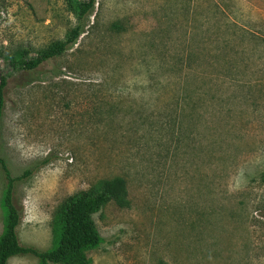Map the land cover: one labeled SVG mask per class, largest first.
<instances>
[{
	"label": "rangeland",
	"instance_id": "rangeland-1",
	"mask_svg": "<svg viewBox=\"0 0 264 264\" xmlns=\"http://www.w3.org/2000/svg\"><path fill=\"white\" fill-rule=\"evenodd\" d=\"M74 25L66 0H0V160L38 165L13 187L20 245L51 248L57 208L120 178L88 264H264V0H95L66 52L8 66Z\"/></svg>",
	"mask_w": 264,
	"mask_h": 264
},
{
	"label": "trees",
	"instance_id": "trees-1",
	"mask_svg": "<svg viewBox=\"0 0 264 264\" xmlns=\"http://www.w3.org/2000/svg\"><path fill=\"white\" fill-rule=\"evenodd\" d=\"M66 3L75 18L72 37L49 46L39 52L33 60H28L26 52L22 51L15 62L8 63L9 67L15 69L20 67L32 73L37 67L54 61L73 46L87 27L89 17L95 8V0H66ZM2 57L0 51V61ZM9 85L5 71L0 68V121L5 92ZM37 166L25 170L20 176L12 177L3 161L0 160V169L4 178L0 197V205L4 213L0 233V264H6L11 257L24 255L34 257L37 260L35 264H88L84 255L85 251L95 249L101 244V238L92 217L108 203L120 207L127 206L125 182L120 178L99 181L90 189L68 197L53 216V245L49 249L38 250L20 245L17 228L21 210L14 204L12 198L14 183L29 176Z\"/></svg>",
	"mask_w": 264,
	"mask_h": 264
}]
</instances>
